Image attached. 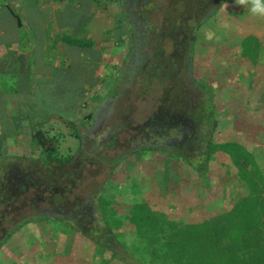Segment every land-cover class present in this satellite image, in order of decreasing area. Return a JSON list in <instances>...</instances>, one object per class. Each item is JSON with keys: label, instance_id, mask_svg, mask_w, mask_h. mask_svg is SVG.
I'll list each match as a JSON object with an SVG mask.
<instances>
[{"label": "rangeland", "instance_id": "obj_1", "mask_svg": "<svg viewBox=\"0 0 264 264\" xmlns=\"http://www.w3.org/2000/svg\"><path fill=\"white\" fill-rule=\"evenodd\" d=\"M112 3L114 8L110 9L115 14L118 6ZM225 3L227 9L222 7L194 34L193 76L214 94V141L241 143L264 167V60L251 68L248 60L239 55L243 33L262 37L264 19L252 16L235 5L234 0ZM225 23L230 27L222 28ZM208 31L215 32L219 40L207 39ZM188 35V31L180 33L177 40ZM110 44L123 49L118 66L120 71L126 70L122 80L110 83L106 96L101 89L103 84H99L100 89L86 90L87 96L91 95L93 119L85 123L80 119L82 122H74L73 128L62 120L41 125L59 156L78 155L75 163L67 165L60 174L54 172L55 177L50 180L34 172L32 175L31 171L21 172L23 167L16 165L2 184L6 193H0V198L7 197L9 192L15 201L8 200L0 207V264H102L103 258L87 238L81 232L64 228V224L78 225L84 232L97 227L103 231L111 222L123 224L110 218V206L105 208L103 200L130 202L137 196L145 197L150 205L176 215L184 223H198L222 211L224 205H230L240 195V190L232 187L234 170L222 153L212 159L210 185L203 187L183 163L158 151L165 147L176 149L198 128L195 110L204 94L188 79L184 57L178 72L182 82L168 93L164 86L169 84L162 79L145 83L153 75L146 70L153 61L141 46L129 58L128 43L114 40ZM113 66L108 69L110 76L116 75ZM57 76L65 82L56 91L58 96L67 91L79 100L82 76L90 80L91 74L78 63ZM59 99L55 98L53 107L69 113L63 99ZM209 100L204 97L201 102L205 113L210 108ZM24 107L30 106L20 109L24 111ZM39 111L37 115L46 117L42 108ZM149 146L154 151L127 157L130 151ZM5 149L0 145V174L5 170L1 158ZM35 151L33 147L31 154L39 155ZM38 215L49 219H30L28 224H21ZM120 233L124 236L121 240L139 256L141 241L134 239L132 228L124 223Z\"/></svg>", "mask_w": 264, "mask_h": 264}, {"label": "trees", "instance_id": "obj_2", "mask_svg": "<svg viewBox=\"0 0 264 264\" xmlns=\"http://www.w3.org/2000/svg\"><path fill=\"white\" fill-rule=\"evenodd\" d=\"M11 1L0 0V26L10 28L15 25L22 28L24 19L28 17V10L22 8L25 6L22 4L19 7L12 5ZM95 1L100 5L102 1L104 2ZM107 1L118 6L119 20L114 35L121 43H128L127 57L132 56L137 47L141 46L148 53L147 56L152 58L153 63H148L146 70L153 75L145 83L162 79L163 83L169 84L164 86L165 90L171 93L172 89L182 82L178 72L180 63L184 61L183 68L188 70V79L192 85L203 92V98L210 99L208 113L204 112L201 103L203 98L195 110V123L198 125L196 133L189 136L182 145H177L176 149L170 150L165 147L158 151L171 154L183 163L203 187L210 185L212 159L218 153H222L234 170L231 179L233 183L231 180L230 183L233 188L240 190V195L230 205H224L222 211L219 210L210 218L198 223H184L177 219L176 215L150 205L145 197L137 196L130 202L103 200L105 208L110 206V218L119 219L120 224L123 222L130 226L134 231V239L141 241L139 251L142 253L139 256L131 246L121 240L124 237L120 233L123 224L111 222L110 225L103 227V231L97 227L84 232L80 231L78 225L70 224H64V228L67 227L75 233L81 232L103 258L102 264H264V167L241 143L214 141L217 127L214 94L198 84L193 76L194 34L218 14L225 0ZM186 31L189 33L188 37L178 41L177 35ZM4 39L6 41V38ZM239 55L248 60L251 68L264 60V35L258 37L249 32L243 33ZM125 70L120 71L122 73L116 77L117 82L123 79ZM36 91L37 107L48 111L52 117L72 125V128L75 127L74 122L80 123L84 120L85 123L93 119L91 105L85 103L82 98L77 100L72 93L67 94L68 102L63 105L69 110V113H66L64 109L53 107L56 102L44 100L37 88ZM25 125L29 128L31 124ZM75 137L80 139L77 134ZM32 142L35 145V152L39 155L29 154L31 158L28 161L26 157L24 160L19 157L12 159L6 154L1 157L5 161L3 166L5 170L0 174L1 195L6 193L2 184L16 165L23 167L21 172L31 171L32 175L34 172L40 178L50 180L55 177L54 172L60 174L67 165L74 164L78 157L59 156L52 138L42 130V127L35 128ZM152 151L154 147H142L130 151L127 157ZM22 163L28 164V167L22 166ZM58 168L60 170H57ZM44 171L47 172L46 176L43 175ZM8 200L15 201L9 192L7 197L0 198V207L3 203H9ZM30 219L45 221L49 218L43 215L31 216L21 224H28ZM56 221L59 222L58 219Z\"/></svg>", "mask_w": 264, "mask_h": 264}, {"label": "crops", "instance_id": "obj_3", "mask_svg": "<svg viewBox=\"0 0 264 264\" xmlns=\"http://www.w3.org/2000/svg\"><path fill=\"white\" fill-rule=\"evenodd\" d=\"M11 2L17 7L25 5L22 8L28 10V17L22 28L0 26V145L12 159L26 157L28 161L35 146V126L59 120L45 110L46 117L37 115L41 107L36 105V88L44 100L53 103L60 97L67 103V92L60 96L56 93L65 83L57 75L79 63L91 74L90 80L82 76L80 100L88 103L91 97L86 90L100 89L99 84H103L106 96L110 83L120 74L118 64L124 51L110 44L118 40L114 33L119 20L118 13L111 12V1L104 0L101 5L95 0ZM110 65L116 68L112 77L108 73ZM20 106L30 107L22 111ZM25 124L31 125L28 128Z\"/></svg>", "mask_w": 264, "mask_h": 264}, {"label": "clouds", "instance_id": "obj_4", "mask_svg": "<svg viewBox=\"0 0 264 264\" xmlns=\"http://www.w3.org/2000/svg\"><path fill=\"white\" fill-rule=\"evenodd\" d=\"M235 5L246 9L252 16L264 19V0H234ZM224 10L227 9L228 5L222 4ZM222 28L227 29L230 26L225 23L221 25ZM206 38L212 40L214 37L219 40V36L215 32L208 31L205 33Z\"/></svg>", "mask_w": 264, "mask_h": 264}, {"label": "built area", "instance_id": "obj_5", "mask_svg": "<svg viewBox=\"0 0 264 264\" xmlns=\"http://www.w3.org/2000/svg\"><path fill=\"white\" fill-rule=\"evenodd\" d=\"M91 96V95H90Z\"/></svg>", "mask_w": 264, "mask_h": 264}]
</instances>
